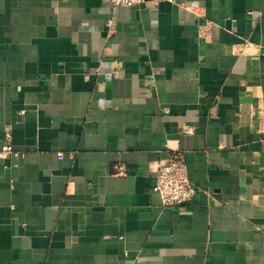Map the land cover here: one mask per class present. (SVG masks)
<instances>
[{
    "label": "crops",
    "instance_id": "crops-1",
    "mask_svg": "<svg viewBox=\"0 0 264 264\" xmlns=\"http://www.w3.org/2000/svg\"><path fill=\"white\" fill-rule=\"evenodd\" d=\"M7 125L0 264H264V0H0Z\"/></svg>",
    "mask_w": 264,
    "mask_h": 264
},
{
    "label": "built area",
    "instance_id": "built-area-1",
    "mask_svg": "<svg viewBox=\"0 0 264 264\" xmlns=\"http://www.w3.org/2000/svg\"><path fill=\"white\" fill-rule=\"evenodd\" d=\"M113 9L120 6L140 5L148 0H110ZM156 3L162 0H152ZM174 1V0H169ZM107 25L114 29L113 20L110 19ZM212 22L204 21L198 25L199 36L209 40L212 35ZM186 133L192 132L190 128L185 129ZM12 128L5 127V144L0 149V155L18 156L19 152L14 148L12 141ZM63 155H60L62 157ZM153 190L160 196L164 207L183 208L195 193L197 187L192 183L188 174L186 154L183 150H175L171 153L167 163L161 165L154 175Z\"/></svg>",
    "mask_w": 264,
    "mask_h": 264
}]
</instances>
